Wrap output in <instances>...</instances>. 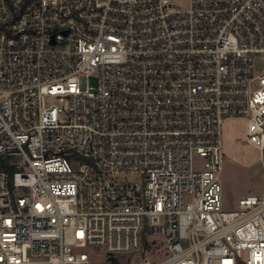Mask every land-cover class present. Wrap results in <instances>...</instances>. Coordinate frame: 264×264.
I'll use <instances>...</instances> for the list:
<instances>
[{"label":"built area","instance_id":"obj_1","mask_svg":"<svg viewBox=\"0 0 264 264\" xmlns=\"http://www.w3.org/2000/svg\"><path fill=\"white\" fill-rule=\"evenodd\" d=\"M259 58L264 0H0V264H264Z\"/></svg>","mask_w":264,"mask_h":264},{"label":"rangeland","instance_id":"obj_2","mask_svg":"<svg viewBox=\"0 0 264 264\" xmlns=\"http://www.w3.org/2000/svg\"><path fill=\"white\" fill-rule=\"evenodd\" d=\"M263 67L264 58H259L257 68ZM222 133L225 153L222 171L223 200L225 208L233 209L238 206L240 198L264 193V149L248 141L246 117L224 121Z\"/></svg>","mask_w":264,"mask_h":264},{"label":"trees","instance_id":"obj_3","mask_svg":"<svg viewBox=\"0 0 264 264\" xmlns=\"http://www.w3.org/2000/svg\"><path fill=\"white\" fill-rule=\"evenodd\" d=\"M112 259L114 260V259H117V258H114V257H113ZM120 259H122V260H123V256H122V258H120Z\"/></svg>","mask_w":264,"mask_h":264}]
</instances>
